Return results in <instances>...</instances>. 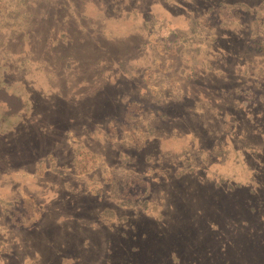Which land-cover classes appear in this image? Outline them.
Returning <instances> with one entry per match:
<instances>
[{
    "label": "rangeland",
    "instance_id": "1",
    "mask_svg": "<svg viewBox=\"0 0 264 264\" xmlns=\"http://www.w3.org/2000/svg\"><path fill=\"white\" fill-rule=\"evenodd\" d=\"M0 264H264V0H0Z\"/></svg>",
    "mask_w": 264,
    "mask_h": 264
},
{
    "label": "trees",
    "instance_id": "2",
    "mask_svg": "<svg viewBox=\"0 0 264 264\" xmlns=\"http://www.w3.org/2000/svg\"><path fill=\"white\" fill-rule=\"evenodd\" d=\"M9 99H10V100H12V99L17 100V101L19 102V106H20V104H21V99H20V96H19V95H16V94H14V93H11V94H9V96H8L7 99H6V101H8V103L10 102Z\"/></svg>",
    "mask_w": 264,
    "mask_h": 264
}]
</instances>
